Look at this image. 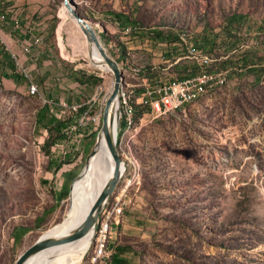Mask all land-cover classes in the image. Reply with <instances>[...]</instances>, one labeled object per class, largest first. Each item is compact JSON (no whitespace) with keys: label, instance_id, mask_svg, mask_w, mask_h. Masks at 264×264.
Here are the masks:
<instances>
[{"label":"rangeland","instance_id":"rangeland-1","mask_svg":"<svg viewBox=\"0 0 264 264\" xmlns=\"http://www.w3.org/2000/svg\"><path fill=\"white\" fill-rule=\"evenodd\" d=\"M72 2L97 26L103 45L124 70L126 96L137 104L142 83L154 74L168 80L184 72L165 68L169 63L163 58H170L173 45L159 42L155 31L164 32V40L188 33L215 57L213 68L229 71L226 82L204 89L174 113L157 118L141 113L137 121L133 113L130 129L119 119L118 146L126 170L100 212L91 246L74 264H109V239L110 250L126 247L127 264H264V0ZM5 7L19 16L1 22L11 35L0 42V264H14L43 232L64 220L80 193L76 187L72 196H59L65 173L74 175L71 189L94 150L93 133L101 130L115 76L77 49L75 39L81 42L85 34L75 32L64 0H16ZM61 9L67 21L59 32ZM33 41L37 51L48 45L62 61L59 79L51 82L67 83L75 89L69 104L87 105L90 111L80 118L81 126L78 118L72 120L66 143L46 148L52 123L49 118L38 122V112L50 102L40 64L24 60L29 53L24 46ZM137 41L146 43L149 79L142 77V62L128 48ZM5 45L19 49H14L16 59ZM244 56L253 68H247ZM31 82L39 85V94L30 92ZM66 92L62 88L58 94ZM119 102L130 109V102ZM59 106L52 103V113ZM65 107L61 118L73 115L74 109ZM118 213L119 223L108 222Z\"/></svg>","mask_w":264,"mask_h":264},{"label":"bare ground","instance_id":"bare-ground-1","mask_svg":"<svg viewBox=\"0 0 264 264\" xmlns=\"http://www.w3.org/2000/svg\"><path fill=\"white\" fill-rule=\"evenodd\" d=\"M75 6V3H72ZM70 11V10H69ZM76 23L75 32H81L82 29L80 25L76 22V19L73 17ZM92 24V23H91ZM93 25V24H92ZM95 27V26H94ZM84 33V32H83ZM81 34V33H80ZM78 35V34H77ZM82 36V35H81ZM85 36V35H84ZM82 36V37H84ZM181 36L188 37V33H182ZM86 37V36H85ZM83 39V41H79V39H75V45L78 46L77 49L80 48L83 53L90 58V60L97 65V67L105 70H109L110 67L107 63L104 62V57L100 52L99 48L95 45V43H89L87 39ZM87 38V37H86ZM82 44V45H81ZM84 48V49H83ZM226 80L221 83L226 82ZM204 89L196 91L191 97H186L184 101L179 103V108L185 106L188 103L195 101L203 92ZM119 95L122 96L121 101L123 104L128 105L131 103V95L126 96L125 86L124 84L121 86L119 91ZM84 104V103H83ZM125 105V106H126ZM83 106V105H82ZM81 105L76 104V109L78 110ZM127 107V106H126ZM120 102L119 100H114L111 106V117L113 118L114 124L113 129L115 134L118 136L119 133V119H120ZM127 119L125 120L124 128H132L134 125L133 119V111L128 109L127 107ZM136 120V119H135ZM93 165V166H92ZM92 166L94 176L87 181L89 168ZM126 170V164L121 165V173L124 175V171ZM115 173V159L113 158L111 151L109 149V145L107 139L102 131L98 133L97 138V148L94 154L88 159L86 165L81 171L80 175L74 180L71 196L75 188L80 189V193L76 195L75 201L73 205L68 209L67 215L64 220L60 223L51 226L48 230L43 232L40 236H51V237H63L65 235H69L79 228L82 227L87 218L91 215H94V207L105 188L107 182L113 177ZM83 178V183L80 185V179ZM107 201V200H106ZM105 201V202H106ZM97 221L94 226H91L88 232L73 241L68 243L58 244L47 248L34 256H32L25 264H74L78 260L82 258L84 253L89 249L92 244L93 238L95 236ZM106 231L107 229L104 228Z\"/></svg>","mask_w":264,"mask_h":264},{"label":"built area","instance_id":"built-area-1","mask_svg":"<svg viewBox=\"0 0 264 264\" xmlns=\"http://www.w3.org/2000/svg\"><path fill=\"white\" fill-rule=\"evenodd\" d=\"M138 27H135V29ZM131 32V27L126 28V33ZM0 38L3 40V32L1 30V18H0ZM40 38L36 39L39 42ZM174 46H178L181 51H183L186 57L192 59L199 66V70L191 76L185 78H171L168 80L154 79L151 78L149 81H144L142 94H140V109L142 111V118L148 116L149 118H157L166 116L169 113H174L179 110V103L184 101L186 97H191L196 91L207 88H215L222 81L228 79L229 71L223 69H213V63L215 62V57L206 52L204 48L199 47L193 40L192 36L183 37L181 32L176 41L172 43ZM170 45V44H167ZM30 47H27L29 50ZM166 61L169 57H164ZM30 92L39 94L40 87L38 84L31 82ZM122 98L121 95L118 96ZM64 106H68L64 104ZM68 107L76 109V104H72ZM120 120L122 119L123 128L124 122L127 119V108L120 107ZM83 114L81 119L85 118ZM124 206L121 202V211H123ZM113 224L119 223V213L111 221ZM99 240H101V235ZM111 238V237H110ZM98 248V244H97ZM113 250H110V239L107 241V256L108 259L111 258ZM105 256L104 258H106Z\"/></svg>","mask_w":264,"mask_h":264},{"label":"water","instance_id":"water-1","mask_svg":"<svg viewBox=\"0 0 264 264\" xmlns=\"http://www.w3.org/2000/svg\"><path fill=\"white\" fill-rule=\"evenodd\" d=\"M65 5L73 14L76 22L80 25L82 31L84 32L85 36L89 43H95V45L99 48L100 52L104 57V62L110 67V70L113 71L115 80L113 84V88L111 90L110 95L107 98L106 105L103 112V124H102V131L107 139L109 149L113 158L115 159V173L113 177L107 182L105 188L103 189L93 211L95 212L94 215H91L87 218L81 228L76 230L75 232L65 235L63 237H49V236H39L37 240L28 247L15 261L14 264H25L32 256L35 254L50 248L52 246L68 243L73 241L77 238L84 236L91 226L95 225V222L98 221L100 212L104 207L105 201L110 198V196L114 193L121 177V165L124 163V158L120 153V149L118 146V136L115 134L113 129V118L111 117V106L114 100H118L119 91L121 86L124 84L125 81V73L120 65L119 61L114 58L105 48L103 42L101 40V36L99 31L97 30V26L91 24L90 20L81 15L79 11L76 10V7L73 6L72 0H64ZM94 153V150L91 151V154Z\"/></svg>","mask_w":264,"mask_h":264},{"label":"crops","instance_id":"crops-1","mask_svg":"<svg viewBox=\"0 0 264 264\" xmlns=\"http://www.w3.org/2000/svg\"><path fill=\"white\" fill-rule=\"evenodd\" d=\"M15 1L16 0H0V18H1V22L2 23H3V20H5L6 18H7V20H6V22H7L8 20H12L13 21V18L15 16H19V11H18V15L10 14L9 13L10 12L9 11L10 8L9 7H5L6 5L9 6V4H11L12 2H15ZM62 9H63V7H62ZM62 9L60 11V16H61V18L63 20H62V22H61V24L59 26V32L63 29V25L67 21L64 18V12H63ZM8 14H10V15H8ZM52 23H53V21H49V23H46L44 25L45 28H49L50 25H52ZM1 30L3 32V40L0 38V42H5V40H6L5 37L7 38V36L11 35L10 33H7V30H10V29H9V27H6V28L3 29L2 26H1ZM160 37H157L159 42L162 40V41H165L166 44H169V42L167 40H164L165 38L161 37L162 38L161 39ZM37 38H39V37H37ZM36 39L34 40L35 42H36ZM60 39H61V42H62V37L61 36H60ZM34 41L30 42V43H28L27 45L24 46L25 51L26 52L29 51V53L24 54V60H27V62L32 64L33 66H35L36 61H37V63L40 64V69H41L40 72L42 73V76L44 78V88H45V93H46L45 96L47 97L46 100L48 102H50L51 105L54 102L57 103L58 105H60L58 107L59 111L53 112V114L57 115L58 118H61L62 113H64L66 111V107L64 106V104H67L66 100L68 101V104H69V100L68 99H69L70 95L75 92V89L70 91L68 89V87H67V83H65L66 85H64V83L62 85V83L51 82V80L53 81V80L59 79V77H58V75L60 74L59 71H60V69H62V70L64 69V67L62 66V61H61V59H59L58 54L57 55L53 54L54 52H53L52 48L49 47L48 45L45 46V49L43 51H37L35 46H33ZM137 43H139V44H137L135 46H129L128 48H130V49L133 48V51H131L130 53L134 54V55L132 54V56H135V54H136L137 58H139V60L142 62L141 67H138V69H140V74L142 75V77L144 79H149L148 76H150V74L152 73L150 71V68L146 65L148 63V61H149V57H146L147 52L143 51V50L147 49L146 48V43H143L141 41L140 42L137 41ZM163 44L164 43H159V45L165 46ZM61 45L64 46V42H62ZM170 45L172 46L173 44L171 43ZM27 47H30V49L27 50ZM5 48L7 50H9L11 55L14 56L15 59H16V55H15L14 49H16V50H19V49L11 47V46L9 47L8 45H5ZM169 49L171 50V52L170 53L167 52V54L170 55V58H169L168 61H170V59H171V61L168 62V61H166V59L163 58L164 62L169 63L168 66L165 67L166 69L167 68L168 69L171 68L172 71H173L174 68H175L177 70L180 69L181 71H184L183 74L180 75V78H185V77L191 76V75H193L194 73L197 72L195 70L196 67L198 66L197 63L195 62V64L192 66L191 63L187 62L185 59L188 58V57L184 56L185 53L183 51H181V49L178 46H176V45L174 46L173 45V47H170ZM160 53H161V56H162L163 52H160ZM160 53H159V55H160ZM156 54H158V53H156ZM182 60H184V61H182ZM144 63H145V65H144ZM8 68L9 67L7 66L2 71L5 72ZM53 71H57V72L54 73ZM186 71H187V73H186ZM157 77H160V74L159 75L157 73L154 74V78H157ZM62 88L67 90V92L64 95L60 96V94H58V93H59V90L62 89ZM53 94L56 95L57 101L54 100ZM49 95H50V97H49ZM68 106H70V104Z\"/></svg>","mask_w":264,"mask_h":264},{"label":"trees","instance_id":"trees-1","mask_svg":"<svg viewBox=\"0 0 264 264\" xmlns=\"http://www.w3.org/2000/svg\"><path fill=\"white\" fill-rule=\"evenodd\" d=\"M164 33V32H163ZM162 33V31H155V34L157 37H165L166 35H164ZM179 37V35H176V37H172V39H168L167 38V41L171 44L173 43L177 38ZM166 39V37H165ZM206 44V43H205ZM208 44V43H207ZM199 46V45H198ZM208 46V45H207ZM210 47V46H209ZM81 51V50H79ZM78 51V52H79ZM120 57L122 56V53H120ZM244 63H246V66L247 68H253L252 66L253 65H248L247 63L248 62V58H245L244 56ZM214 69V68H213ZM196 70V69H195ZM199 70V69H198ZM196 70V71H198ZM252 71H255L256 73L258 72L257 69H251ZM73 75L76 77L77 81L79 82H83L84 79L82 77H80L79 75H75L73 73ZM95 78V76H93ZM51 95V94H50ZM49 95V97H50ZM69 102H71V96L69 97ZM131 109L133 111V113H135V119L137 121V115L141 114L142 111L139 109L140 107V103L137 104L136 101L134 99H132L131 101ZM88 106L87 105H83L81 107H79L78 110H73V115L69 118L67 117H64V118H58V117H55V114L52 113V110H51V104L50 103H45L44 106L40 109V111L38 112V122L42 119H47L49 118V121L52 123L50 126H48L50 128V135L49 137L46 139L45 143H44V147L46 148L48 145H54V144H64L66 143L67 139H68V136H67V133L65 132L66 129L69 128V126L72 124V120L73 119H77L78 118V121H77V126H81L80 125V118L83 116L84 113L88 112V114H90V111L88 110ZM49 115H51V117H49ZM126 122H124V125H125ZM123 125V123H122ZM56 129V131L58 132V134L54 135L52 133V130L51 129ZM94 135V138L97 136L98 138V132L96 133H93ZM97 138H96V142H95V146H94V152L96 150V143H97ZM92 144V143H91ZM91 144L88 145V147L86 148V152L89 153L90 149H91ZM94 154V153H93ZM93 154H90L89 158L93 155ZM88 158V159H89ZM74 178V175L73 173H65V181H64V184L61 188V191L59 192V196H60V199H63V198H66L69 196V194H71V189H70V186H69V181L72 180ZM83 180V178L80 179V182ZM79 182V184H80ZM76 189V188H75ZM23 232V230L21 231ZM113 248H115V251H113L112 255H111V258L109 259V264H127V261H128V258L125 256V252H126V247L125 246H112Z\"/></svg>","mask_w":264,"mask_h":264}]
</instances>
